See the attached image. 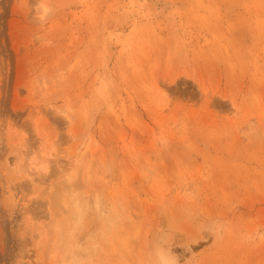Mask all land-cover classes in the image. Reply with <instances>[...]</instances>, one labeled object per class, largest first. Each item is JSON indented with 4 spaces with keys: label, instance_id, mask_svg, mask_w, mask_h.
Here are the masks:
<instances>
[{
    "label": "rangeland",
    "instance_id": "obj_1",
    "mask_svg": "<svg viewBox=\"0 0 264 264\" xmlns=\"http://www.w3.org/2000/svg\"><path fill=\"white\" fill-rule=\"evenodd\" d=\"M261 232L264 0H0V264H264Z\"/></svg>",
    "mask_w": 264,
    "mask_h": 264
},
{
    "label": "bare ground",
    "instance_id": "obj_2",
    "mask_svg": "<svg viewBox=\"0 0 264 264\" xmlns=\"http://www.w3.org/2000/svg\"><path fill=\"white\" fill-rule=\"evenodd\" d=\"M37 166V165H36ZM42 166V167H41ZM38 167H40V168H42V170L44 169V170H46L45 169V167H46V165L45 164H43V165H41L40 164V166L38 165ZM74 204V203H73ZM74 211H79V209L77 210V205L76 204H74V205H72V207H71ZM79 213V212H78ZM77 229V228H76ZM259 239L260 240H262V239H264V232L262 233L261 232V234H259ZM62 251V250H61Z\"/></svg>",
    "mask_w": 264,
    "mask_h": 264
}]
</instances>
